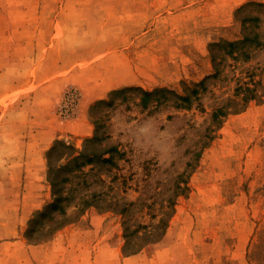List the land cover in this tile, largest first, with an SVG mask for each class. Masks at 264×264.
I'll list each match as a JSON object with an SVG mask.
<instances>
[{"label":"rangeland","instance_id":"obj_1","mask_svg":"<svg viewBox=\"0 0 264 264\" xmlns=\"http://www.w3.org/2000/svg\"><path fill=\"white\" fill-rule=\"evenodd\" d=\"M248 2L264 4L0 0V264H264V7L238 13ZM244 33L262 45L246 61L220 57L221 74L207 78L210 44ZM178 43L190 53L176 61ZM117 69L122 81L109 83ZM249 78L256 97L212 122ZM203 80L190 108L142 109L136 93L104 106L99 134L123 155L86 176L73 203L86 194L90 206L39 214L53 202L48 157L70 152L62 143L83 149L98 101L126 87L183 94ZM79 111L87 135L74 133Z\"/></svg>","mask_w":264,"mask_h":264},{"label":"trees","instance_id":"obj_2","mask_svg":"<svg viewBox=\"0 0 264 264\" xmlns=\"http://www.w3.org/2000/svg\"><path fill=\"white\" fill-rule=\"evenodd\" d=\"M250 7H264V4L257 2H248L238 9V13H243ZM240 21L244 29H247L249 27L248 22L250 20L242 18ZM252 21L260 22L261 20L260 18L256 17L253 18ZM258 38V33L253 35L244 33L243 38L237 41H220L211 43L209 51L213 63L214 73L207 78H218L221 74L222 59H220V57L223 59L225 57H229L234 60H249L251 58V54L248 51L249 47L254 45V47L256 48L257 46L262 45L258 41ZM217 49H221L222 53L217 54ZM249 79V82H244L243 80H241L240 83H236V87L234 88L232 97L228 98L224 102V104L215 108L212 112V122L218 123L227 114L243 111L246 108L248 102L256 97L255 86L250 85L251 82H256L252 80V78ZM204 81L205 80L201 81L198 84H194L193 87L188 88V90L185 89L183 94H178L164 88L156 89L153 91H146L140 87H126L113 91L112 93H110L108 99L98 101L92 107V110H96L97 113L96 117L93 118V123L95 126L94 135L91 138L86 139V143L83 149L78 152L74 148H71L70 146L62 143V146L70 149V152H65L59 157V161L66 160V162L62 165L59 164V161L55 164H52L49 161L48 157L47 176L48 181L52 187L53 202L48 205L44 212H40L39 214L45 215V212L47 210H50V213L54 210H58L60 216L66 218L68 207H79L82 204L90 206L91 204L85 198L87 197L86 194L80 195L77 198V202L73 203L78 190L84 189L89 185L86 176L90 172H94L96 166H116L113 160L114 157H120L123 155V153L117 148L116 145L105 144V141L110 138L108 134H99V130L106 124L107 114H103V116L102 114H100L104 106H112L114 104V100L119 96H123L127 93H136L139 95V98L137 99L142 109L149 108L150 104L154 109H156L160 105H163L165 103H169L176 109L190 108L193 102L199 101L201 92L206 89ZM241 92L244 93L241 95ZM159 94L161 96H158ZM212 128L213 127H208L206 129L209 138L211 137L210 132L212 131ZM95 144L97 146L93 147V145ZM51 151H53V149ZM51 151L49 153L50 157L52 154ZM61 173H64V176H62ZM75 178L78 179V182L76 184H73V179ZM66 184H69V186H66ZM70 202L72 203L70 204ZM63 203H66V207H62ZM57 228H53V230H57Z\"/></svg>","mask_w":264,"mask_h":264},{"label":"crops","instance_id":"obj_3","mask_svg":"<svg viewBox=\"0 0 264 264\" xmlns=\"http://www.w3.org/2000/svg\"><path fill=\"white\" fill-rule=\"evenodd\" d=\"M176 50H178V55L177 57L175 58L176 61L178 60H182V59H185L186 58V55L188 54V52L190 53V48H185L184 46H181L179 45L178 43V46L175 47ZM192 48V47H191ZM117 59V58H116ZM100 67V66H99ZM180 67V65L178 64V68ZM119 69H117L115 71V74L113 76L112 79H110L109 83H117V82H120L122 81V77H123V74L121 71H118ZM102 72V71H101ZM101 74V73H100ZM103 74V73H102ZM101 85H106L105 83V79H104V83L101 84ZM100 85V86H101ZM77 121H79L81 124H78L79 126L82 125V127L84 126V128L82 127H79L77 128V130L74 132L75 134H81V135H87L89 134V126L87 128V123H85V118L83 116V113L79 111V116L77 118ZM85 127H86V131H85Z\"/></svg>","mask_w":264,"mask_h":264}]
</instances>
